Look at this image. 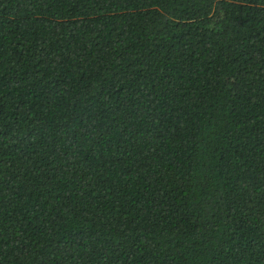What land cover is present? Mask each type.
Masks as SVG:
<instances>
[{
	"label": "trees",
	"instance_id": "trees-1",
	"mask_svg": "<svg viewBox=\"0 0 264 264\" xmlns=\"http://www.w3.org/2000/svg\"><path fill=\"white\" fill-rule=\"evenodd\" d=\"M0 264H264V0H0Z\"/></svg>",
	"mask_w": 264,
	"mask_h": 264
}]
</instances>
